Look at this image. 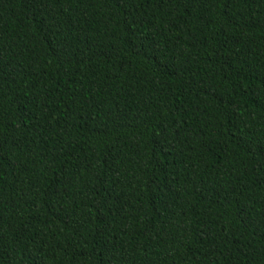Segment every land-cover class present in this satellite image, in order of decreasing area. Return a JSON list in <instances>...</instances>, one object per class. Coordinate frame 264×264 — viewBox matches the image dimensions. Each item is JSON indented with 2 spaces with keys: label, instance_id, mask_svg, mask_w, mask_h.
I'll use <instances>...</instances> for the list:
<instances>
[{
  "label": "trees",
  "instance_id": "obj_1",
  "mask_svg": "<svg viewBox=\"0 0 264 264\" xmlns=\"http://www.w3.org/2000/svg\"><path fill=\"white\" fill-rule=\"evenodd\" d=\"M0 264H264V0H0Z\"/></svg>",
  "mask_w": 264,
  "mask_h": 264
}]
</instances>
